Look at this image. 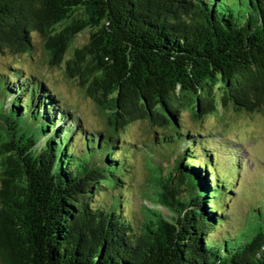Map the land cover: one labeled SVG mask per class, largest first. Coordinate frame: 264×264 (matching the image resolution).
I'll return each instance as SVG.
<instances>
[{
    "label": "trees",
    "instance_id": "1",
    "mask_svg": "<svg viewBox=\"0 0 264 264\" xmlns=\"http://www.w3.org/2000/svg\"><path fill=\"white\" fill-rule=\"evenodd\" d=\"M36 33L108 133L37 77L0 73V264H264V198L252 233L230 224L243 160L221 167L182 122L264 113V0H0V57L32 52ZM136 122L154 151L184 146L144 193L170 215H137L127 191L140 146L121 134Z\"/></svg>",
    "mask_w": 264,
    "mask_h": 264
},
{
    "label": "rangeland",
    "instance_id": "2",
    "mask_svg": "<svg viewBox=\"0 0 264 264\" xmlns=\"http://www.w3.org/2000/svg\"><path fill=\"white\" fill-rule=\"evenodd\" d=\"M88 38L89 32L80 35L75 46L81 47ZM33 40L36 47L32 52L0 57V73H9L16 67L21 69L22 77H37L58 96L63 108L82 120L86 129L95 135L99 132L108 133L106 118L98 112L96 104L85 94L77 80L69 79L65 75L64 67L51 68L48 65V56L44 50L45 40L42 36L36 33ZM182 122L184 131L190 129L208 133L203 140L213 145V151H218L221 167H230V156L233 153L243 160L244 170L234 188L228 209L231 212L230 224L233 232L252 233L256 224V209L262 205L264 198V113L239 115L231 108L224 110L220 107L219 113L206 118L201 128L193 123L189 113L184 115ZM121 136L140 146L135 158L134 173L130 174L131 180L126 176L127 181L131 182L127 191L131 193L132 203H135L136 214L139 215L141 207L146 205L170 215L167 209L144 201V193L148 189L146 184L152 175V167L157 166L158 172L168 174L184 146L154 151L158 145L154 143L156 135L145 122L134 123ZM173 151L176 152L175 155Z\"/></svg>",
    "mask_w": 264,
    "mask_h": 264
}]
</instances>
